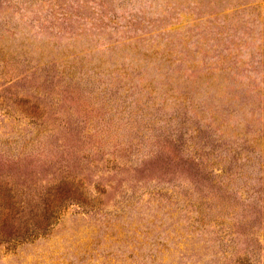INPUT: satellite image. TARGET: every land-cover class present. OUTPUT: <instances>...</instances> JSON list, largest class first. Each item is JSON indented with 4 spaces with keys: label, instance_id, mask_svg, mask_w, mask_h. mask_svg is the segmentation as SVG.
Listing matches in <instances>:
<instances>
[{
    "label": "rangeland",
    "instance_id": "1",
    "mask_svg": "<svg viewBox=\"0 0 264 264\" xmlns=\"http://www.w3.org/2000/svg\"><path fill=\"white\" fill-rule=\"evenodd\" d=\"M0 264H264V0H0Z\"/></svg>",
    "mask_w": 264,
    "mask_h": 264
}]
</instances>
